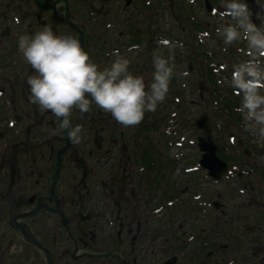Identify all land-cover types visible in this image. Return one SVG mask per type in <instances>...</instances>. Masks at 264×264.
Returning a JSON list of instances; mask_svg holds the SVG:
<instances>
[{
	"label": "flooded vegetation",
	"instance_id": "obj_1",
	"mask_svg": "<svg viewBox=\"0 0 264 264\" xmlns=\"http://www.w3.org/2000/svg\"><path fill=\"white\" fill-rule=\"evenodd\" d=\"M153 1L0 0V264L264 261L254 245L227 235L220 239L213 217L202 225L211 196L205 195L203 209L200 191L187 201L175 184L181 178L199 183L185 171L203 172L195 146L199 131L191 129L185 141L180 132L186 127L180 106L184 88L195 94L190 104L201 103L199 90L214 87L217 77L202 66L207 60L199 44L194 50L179 35L170 38L174 31L168 33L159 19L175 20L179 31L183 21L168 17V6L162 15L153 11ZM44 25L74 36L101 67L114 54L126 56L129 71L142 76L146 89L154 71L152 53L162 48L175 65L166 98L134 127L120 125L95 104L85 113L74 109L71 121L84 131L73 144L66 133L55 132L57 118L30 101L26 80L34 73L17 42Z\"/></svg>",
	"mask_w": 264,
	"mask_h": 264
},
{
	"label": "clouds",
	"instance_id": "obj_2",
	"mask_svg": "<svg viewBox=\"0 0 264 264\" xmlns=\"http://www.w3.org/2000/svg\"><path fill=\"white\" fill-rule=\"evenodd\" d=\"M223 0L216 34L223 50L240 44L241 59L233 63L229 87L240 97L235 111L241 114L243 130L264 142V0ZM18 51L33 69L27 77L30 101L40 111H50L58 121L56 133H66L73 144L82 140L84 129L73 125V110L85 113L93 104L109 113L124 127L142 122L146 112L155 111L166 98L175 65L162 48L152 53V82L145 85L140 75L129 71L130 60L114 54L104 67L93 62L78 39L56 34L44 25L33 34L21 35ZM181 77L187 73H180Z\"/></svg>",
	"mask_w": 264,
	"mask_h": 264
},
{
	"label": "rangeland",
	"instance_id": "obj_3",
	"mask_svg": "<svg viewBox=\"0 0 264 264\" xmlns=\"http://www.w3.org/2000/svg\"><path fill=\"white\" fill-rule=\"evenodd\" d=\"M197 2L199 5L198 8L201 11L199 13V16L197 15V18L198 19L200 18L201 22H208L209 16H207L204 11L202 0H198V1L196 0V5H197ZM207 2L214 5L217 11L221 10L220 5L223 3V0H208ZM247 2L250 7L255 9L253 0H247ZM121 3H123V0H118L117 4H121ZM162 6L167 7L170 5L169 3L164 2V0H154L153 1V5H152L153 11H157V12L161 11ZM169 9L171 13H173L175 16L177 15L175 14L173 5L169 7ZM167 16L169 17V15ZM215 16H216V23L218 27L221 23L220 17L218 15H215ZM159 20H160L159 22L164 26V28L167 27L169 29L168 33H170V31H174V34H171V36L175 38V36H177L175 20L171 21L166 18L165 20H163V17ZM182 23H183V26L187 28L185 20H183ZM190 30H191V26H190ZM215 36H216L215 40L207 41L206 42L207 45L204 44V48L208 50L209 49L208 47L211 46L212 49H214L213 59L217 60V62L220 65V70L218 71V73H220L221 74L220 76H222L221 78H222V83L224 87H229V81L231 79V73H232L230 70H233L232 68L233 63L237 62V60L242 58L240 49L242 48L243 45L237 44L232 47H229L227 51H224L222 37L217 36V34ZM172 46L173 45L167 46L168 47L167 50L171 51ZM175 48L178 49V45H175ZM202 66H204V64ZM192 93L193 95H195L194 92L190 91V87L188 88L186 86V88H184V91H183L184 99L185 100L190 99V96L192 95ZM205 101L206 102L202 101L201 103L196 102L192 104H189L186 101H183L181 103L180 105L181 113L185 114L183 118L186 120L187 125L185 127V132H183L182 130L180 132L184 134L185 138H187L186 135L188 134V132L191 129H194L190 125V122H192L194 118H196L198 115L202 113H207V114L209 113L208 112L209 104L207 102L208 97L205 98ZM219 102L220 101L217 100L215 104V107H216L215 112L221 113V115L218 113H214L213 120L215 121L216 124H219V126H222V125H226L228 118L223 116L222 112L219 111L218 109ZM174 123L176 122H173V124ZM228 123L230 122L228 121ZM176 127H177L176 125L169 126L170 129L176 128ZM198 131L200 133V136H203L200 130H196V133H198ZM223 131L226 133V135L227 133L232 132L233 136L235 137L234 140H236L235 143H237L238 145L242 147L247 148L246 150L248 151L249 155L245 153H243L245 156L241 155L240 148H238L236 150L237 152H235V154L238 153L239 155H241V156L238 155V157L241 158L243 162L242 165H244V168L249 167V166L246 167L247 162L250 160L249 156L252 153L254 154L251 162L254 163L253 166H255V170H253V172L249 171V173H246L247 177L245 175L244 177H241L240 179L237 178V174L230 175L225 180L218 181L215 185H213L212 183L207 184L205 181H202L199 184L197 182L188 183L187 180H184V178L174 179L175 184H177V188L181 190L180 193L182 194V197L186 198L187 201L191 200L190 194L194 195V193L196 192L198 193L199 191H202V193L207 192V194L206 193L205 194L208 196L210 195L212 200H217L222 205H224L223 206L224 212L222 214H221V211H218L217 209L212 210V207H211L207 215L201 216L202 225L206 223L207 217H213L215 221L214 228H215V231L218 229L220 239L222 240L224 239L223 235L228 236L227 240L238 241V239H241L242 244H248L251 246L254 245L259 250V253L257 254V256L260 255L261 257H264V176L262 178L258 176V171H261L262 173H264V142H259L257 138L252 136L250 133L245 132L244 130H240L239 128L236 130L234 126L233 127L231 126V123H230V127L228 129L225 128ZM211 132L213 135L212 130ZM185 138L183 140H185ZM225 138L226 137H224L223 140ZM234 169L235 171H240V172L242 171V169H239L236 166ZM185 173L189 174L191 177L196 176L197 179L198 177L199 179L205 178L203 173L199 175V173L195 172L194 169L185 171ZM174 175H179V169L174 170ZM173 188L175 187L173 186ZM175 190L177 189L175 188ZM217 196H219L218 199H216ZM240 224H244L245 226L249 225L253 227L251 230H247L245 228L240 227ZM234 231H237L238 235ZM243 251L247 252L248 250H243ZM232 253L234 254V256H236L237 248H235ZM237 261H239L241 264V262L243 261L242 257H237ZM261 264H264V261Z\"/></svg>",
	"mask_w": 264,
	"mask_h": 264
},
{
	"label": "water",
	"instance_id": "obj_4",
	"mask_svg": "<svg viewBox=\"0 0 264 264\" xmlns=\"http://www.w3.org/2000/svg\"><path fill=\"white\" fill-rule=\"evenodd\" d=\"M205 7L207 10L210 9V5L205 0ZM207 117L199 116L195 120V126L201 128L203 136L197 139V146L201 151V156L199 159V165L206 169L207 174L214 180L220 178L221 174L226 170V164L224 161L219 159L216 155V145L211 139L210 128L207 124ZM29 242H32L29 238L25 237Z\"/></svg>",
	"mask_w": 264,
	"mask_h": 264
},
{
	"label": "trees",
	"instance_id": "obj_5",
	"mask_svg": "<svg viewBox=\"0 0 264 264\" xmlns=\"http://www.w3.org/2000/svg\"><path fill=\"white\" fill-rule=\"evenodd\" d=\"M231 98V104H229V101H226V100H224V98H223V101L221 102V106H222V108L225 110V108H227L229 105H231L232 107H235V106H237V103H236V101H235V99H234V97H230ZM227 113H228V111H227ZM220 154H222L221 152H220ZM219 154V155H220ZM226 161H231V160H234L233 158H231V156H229V155H224V157H223Z\"/></svg>",
	"mask_w": 264,
	"mask_h": 264
}]
</instances>
